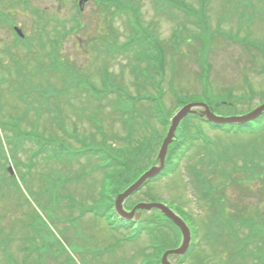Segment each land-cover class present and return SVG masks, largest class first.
I'll use <instances>...</instances> for the list:
<instances>
[{"label": "rangeland", "instance_id": "374dc122", "mask_svg": "<svg viewBox=\"0 0 264 264\" xmlns=\"http://www.w3.org/2000/svg\"><path fill=\"white\" fill-rule=\"evenodd\" d=\"M79 1L0 0V14L8 20L0 22V264H145L146 254L153 251L146 236L132 240L127 232L114 231L105 220L89 213L91 205L98 207L100 203V187L115 186L111 178L115 168L99 169L94 156L71 160L72 150L83 151L82 144L64 138L52 123L54 119L63 127L56 112L61 111L67 129L77 128V138L86 140V150L123 148L137 158L134 141L142 139L140 142L150 145L154 161L145 166L142 158L133 163L127 160L126 170L118 171L125 181L139 179L158 164V152L169 127L165 129L155 120L151 101L134 103L129 95L137 96L141 88L144 93H156L150 79L159 77L146 67L147 62H140V51L133 49V44L127 55L124 51L113 55L104 51L110 43L123 48L133 39L127 23L132 14L119 12L104 0H87L79 13L75 9L79 10ZM118 1L133 11L136 8L143 33L165 53L162 67L166 80L159 96L162 115L169 122L182 106L209 102L202 96L204 84L208 85L206 95L209 93L211 104L220 102L215 109L220 116L245 115L264 103V54L255 46L264 47V0H206V5L204 0H159L156 5L153 0ZM182 2L196 11L205 10L207 24L200 23L201 28L206 27L205 34L195 22L200 15L193 13L189 19L184 12L170 8L176 4L179 9ZM14 26L23 30L24 41L17 37ZM27 40L28 50L24 45ZM154 52L159 55V51ZM53 60L60 62L62 69ZM210 66L206 83L201 76ZM144 75L150 79L143 81ZM138 76L143 78L137 80ZM245 77L254 88L253 94L248 92ZM91 88L103 93L102 100H92L95 92ZM55 95L59 98L50 101ZM118 98H124L127 106L136 107L142 115L134 120L132 112L123 115ZM99 106L101 112H96ZM84 114L93 117L86 120ZM16 120L30 141L24 140L15 148L22 133L15 129L14 139L13 127L3 124ZM131 121H136L134 129L139 135L127 136L124 124ZM102 122L103 138L96 131ZM181 125L178 139L195 132L196 125L210 144L202 139L196 142L177 171L150 183L128 202H165L184 217L192 229L191 247L195 248L184 258L185 264H264V252L258 251L264 244L257 247L251 242L244 249L245 257L235 259L232 250L236 240L230 229L227 234L212 229L215 223L235 224L237 229L245 223L247 227L239 230L246 231V238L252 218L257 219L253 227L257 222L264 227V128L250 134H230L197 119ZM212 156L220 159L211 165L215 175L208 165ZM252 160L258 168L252 167ZM8 165L13 175L6 170ZM201 170L210 173L204 191L195 182L196 172ZM65 186L72 195L64 191ZM121 187L116 185L115 190ZM223 207L224 217L218 218L215 213ZM161 235L172 248L180 246V233L171 225L165 226ZM219 239L220 246L216 243ZM179 260L172 261L177 264Z\"/></svg>", "mask_w": 264, "mask_h": 264}, {"label": "trees", "instance_id": "16d2710c", "mask_svg": "<svg viewBox=\"0 0 264 264\" xmlns=\"http://www.w3.org/2000/svg\"><path fill=\"white\" fill-rule=\"evenodd\" d=\"M140 27V26H139ZM158 100L155 99V106H158L160 108V104H159V100L161 98H157ZM210 107L214 110L215 107H217L219 104L218 102L215 104H209ZM190 118H192L190 116ZM189 119H187L186 121H188ZM160 122L162 124H166V121H162L160 119ZM260 122V127H252V124L249 123L245 126L242 125H236V126H232V125H215L216 128L218 129H222L223 131H226L227 133L230 134H234V133H240V132H250L253 130H256L257 128H262L264 126V115L257 121ZM195 128V132H190V134L186 133V135H182L173 145H171L170 147V151H169V155H168V160H167V168H166V175L168 174H172L173 172L177 171L180 163L183 161V159L188 155V153L191 151V149L194 147V145L196 144V142H198L200 139L202 138V130L201 128L197 127L196 125L194 126ZM136 131V130H135ZM134 132V131H133ZM129 146V145H128ZM147 147V148H146ZM151 146H147L146 144L139 142L137 144V149H135L136 151H138L139 156L136 157H132L130 155L129 152L126 151V149L123 148H119V151H115L112 150L110 152H108L107 154H109L111 160L113 161L114 165L116 167H118L121 171L126 170V164H127V160L131 161L132 163L135 162L138 158H142L145 162V166L149 163V162H153L154 159H152L151 157V152H150ZM147 154V155H146ZM206 156H209V153L206 152ZM232 160H234L233 156L230 154ZM230 159H227V161H225V163L223 164L224 169H226L227 165L230 164ZM222 159V158H221ZM220 159L219 157H214L212 156L211 158H209L208 161V165H212V163L218 162ZM262 162V161H260ZM252 167L258 168V165L255 163V161H251ZM148 168V167H146ZM209 168V167H208ZM209 170L212 172V174L215 175V171L213 170L212 166L211 169L209 168ZM237 172L239 171V169L235 168L234 171ZM197 174V180H195L196 183H198V187L204 191L205 190V179L209 181L208 179V175L210 173H207L205 170H201L200 172H196ZM207 174V175H206ZM229 177V176H228ZM123 179V174H118V180L121 182V188H125L127 187L130 183H132V179L131 180H126L123 179V181L121 180ZM228 179V178H227ZM239 184H241V182H238ZM211 188L210 186H208V189ZM206 192V191H205ZM205 192H203V196L205 195ZM210 192H208L209 194ZM220 206V205H219ZM218 206V207H219ZM217 208V207H216ZM225 210V208H221L218 212L215 213V215L219 218V217H224V213L222 210ZM222 211V213H221ZM187 218V216H186ZM188 219V218H187ZM157 222V224H160V221L158 218H156V220H154ZM229 221V220H227ZM168 223V221L165 220V224ZM259 226L253 227L251 226V230H250V234L246 237V244H250L251 242H254L255 244H258L257 247L261 246L262 244H264V230L263 231H259L258 227H261L264 229L263 225L259 222ZM216 227H212V229H219V232L222 234H227V231L230 229L229 234L231 236H235L238 235L236 233V231H240L239 229L244 228L242 225H240V227L237 229L235 224H230L228 226V223L226 224H219V223H215ZM208 229H210L209 227H207ZM226 228V230L224 231V229ZM151 229V228H150ZM151 233V238L153 239H158L159 237L157 236V234H152L153 231L151 229L150 231ZM225 236V235H223ZM239 236V235H238ZM221 237V236H220ZM240 239H242L241 237H239ZM225 239V237H224ZM218 242H220V239L218 240ZM172 245H165L164 247H170ZM263 246V245H262ZM260 251V253L264 252V248H259L258 249Z\"/></svg>", "mask_w": 264, "mask_h": 264}, {"label": "water", "instance_id": "95a60500", "mask_svg": "<svg viewBox=\"0 0 264 264\" xmlns=\"http://www.w3.org/2000/svg\"><path fill=\"white\" fill-rule=\"evenodd\" d=\"M263 112H264V105L260 106L255 111H253L252 113L246 116L223 118V117H218L214 113H212L209 107L205 104H194L184 107L174 117L172 121L171 128L167 134V137L163 141L162 147L158 154V158H157L158 164L155 167H153L151 170H149L147 173H145L135 184H133L129 189H127L123 194L119 196L118 201L116 202V209L118 213L125 218H130L132 216V214H127L122 209V204L124 200L128 198L130 195H132L134 192L138 191L148 180L153 179L164 170L168 148L173 143L176 137V131L181 121L189 114H198L200 117L206 118L208 121L218 124H223V123L238 124L256 119ZM137 209H142V210L156 209L158 211H161L165 216L171 219L181 230V233L183 235L182 246L179 249L167 252L164 256L163 264H170L167 261L168 256L170 255L181 256L187 252L190 244V230L185 225V223L177 215H175L169 208H167L163 204H141L138 205L133 212H135Z\"/></svg>", "mask_w": 264, "mask_h": 264}]
</instances>
